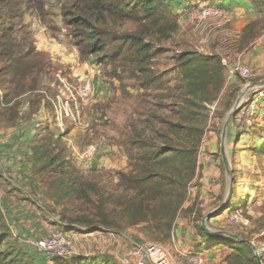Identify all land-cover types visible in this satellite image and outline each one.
<instances>
[{
    "label": "rangeland",
    "instance_id": "obj_1",
    "mask_svg": "<svg viewBox=\"0 0 264 264\" xmlns=\"http://www.w3.org/2000/svg\"><path fill=\"white\" fill-rule=\"evenodd\" d=\"M28 1L13 0L18 15L13 23L14 35L31 41L38 52V56H33L40 66L38 92L34 94L48 102V109L32 115L46 117L41 121L39 133L43 135L38 141L44 142L51 136L50 155L61 145L66 146L65 168L72 174L76 171L80 174L76 189L64 186L68 194L62 195L59 182L63 180L67 186L70 182L60 167L38 169L40 160L32 167L31 178L39 185L38 198L53 216L52 222L59 220L64 230L74 226L90 233L101 230L90 228L97 223L116 221V226L105 225L112 233L111 247L107 249L117 254V257L109 255L108 261L101 259L107 264H135L131 251L135 244L142 243H153L164 249L173 264L190 253H199L202 264H258V261L264 264V156L254 154L252 136L247 133L253 120H258L264 134V114H261L264 97L258 104L261 110L254 114L250 125L240 127L235 117L228 119L245 83L238 74L228 84L224 81L215 97L209 92L212 87L207 86L193 99L185 94L188 88L183 84L188 58L208 55L202 53L206 52L233 62L242 53L246 54L244 49L251 40L260 37L259 45L264 41V0H260L261 9L254 11L257 13L254 21L242 32L237 31L241 29L238 25L241 22L236 24L234 33L218 31L213 26L223 16L220 14L223 6L215 1L194 0L190 3L194 8H189L186 5L189 0H184V5L169 0L178 28L170 38L151 43L150 58L143 72L138 70L137 62L126 61L120 54L111 65L95 62L97 55H81L69 27L61 19L63 4L74 0H45L43 10L27 8ZM5 4L6 0H0L1 20H5ZM206 10L212 13L204 15ZM79 77L91 83L88 98L82 95ZM185 100L191 101L187 104ZM33 110L26 111L24 116L28 118ZM4 125L0 118V126ZM131 140L157 150L167 145L194 149V176L187 183L185 204L170 231L164 228L150 231L146 223L129 225L116 205L123 200L121 196L125 192L117 185L118 172L130 169L127 147L137 146ZM89 145L96 147L91 161L84 164L81 154ZM6 155L0 152V156ZM156 161L160 163L155 170L162 173L167 168L177 170L183 164L182 160L167 154ZM91 182H97L103 190L100 201L90 194L88 199L80 191L90 192ZM55 192L59 194L57 202L51 197ZM222 207L227 209L206 219L208 213ZM235 213L238 218H231L230 214ZM93 217L97 222L90 226ZM3 219L0 210V232L6 228ZM202 219H206L209 233L201 227ZM217 238H232L237 242L230 245ZM24 249L33 254V264H77L78 261L49 257L27 244Z\"/></svg>",
    "mask_w": 264,
    "mask_h": 264
},
{
    "label": "trees",
    "instance_id": "obj_2",
    "mask_svg": "<svg viewBox=\"0 0 264 264\" xmlns=\"http://www.w3.org/2000/svg\"><path fill=\"white\" fill-rule=\"evenodd\" d=\"M31 1L35 4H31ZM174 1L176 4L184 2ZM217 1L219 5L228 8L223 0ZM249 1L256 11L261 9L260 0ZM12 3L13 0H6L5 20L0 19V118L6 126L15 127L19 136L23 137V157L34 160L35 163L40 160L38 169L47 166L60 167V171H63L64 177L70 182L68 186L63 180L59 182L62 195H65L68 194L65 187L76 189L80 183V174L77 171L72 174L70 170H66V146L61 145L55 154L50 155L51 136L46 137L44 142L38 141V137L43 135L39 133L41 121L46 117L33 118L32 115L48 109V102L40 95L36 97L34 94L38 92L40 66L33 56H38V52L34 50L31 41L27 42L24 38L14 35L13 22L18 15ZM44 3L45 0H29L26 5L29 9L43 10ZM19 18L21 19V16ZM61 19L69 27V33L81 55H97L95 62L111 65L120 54L126 61L137 62V68L141 72L145 70L150 58L151 43L170 38L178 28L175 13L169 8V0L68 1L62 6ZM196 57L185 61L187 66L183 84L188 88L185 94L194 99L207 86H211L210 94L217 96L225 80L224 66L215 55L200 54ZM185 101L188 104L191 100ZM31 109L35 112H30L32 114L28 118L25 117V112ZM261 114H264L263 111ZM234 117L235 114L230 117V121ZM260 127L261 123L253 120L247 132L252 136V151L256 156H264V134ZM236 137L239 139V136ZM131 142H135L137 146L127 147L130 169L118 172L117 185L122 186L125 192L121 196L123 200L116 205L121 208V214L129 220V225L146 223L150 231L160 228L170 231L175 217L186 201L187 183L194 176V149L167 145L157 150L159 148L152 149V146L139 141ZM165 154L182 160V167L177 170L167 168L166 173L157 172L155 166L157 164L158 167L160 162L156 159ZM88 187L90 192L86 189L80 190L83 195L88 198L90 194L98 197L100 201L103 190L98 183L91 182ZM51 197L57 202L59 194L55 192ZM96 222L97 219L93 217L89 224L92 226ZM105 225L116 226L117 222L111 220ZM105 225L97 223L89 227L106 230L108 226ZM209 237L212 236H207ZM219 241L230 245L237 242L232 238H221ZM18 244L19 247L16 248ZM201 244L205 243L202 241ZM24 245L23 241L11 236L7 228L3 229L0 232V264H33L34 256L24 249ZM77 264L89 263L77 261Z\"/></svg>",
    "mask_w": 264,
    "mask_h": 264
},
{
    "label": "crops",
    "instance_id": "obj_3",
    "mask_svg": "<svg viewBox=\"0 0 264 264\" xmlns=\"http://www.w3.org/2000/svg\"><path fill=\"white\" fill-rule=\"evenodd\" d=\"M193 1L187 2L186 5L189 8H194L195 5L190 4ZM212 1L218 3L217 0ZM223 2L228 8L223 7L220 9V14L223 13V16L214 21L213 26L217 27L218 31L230 30L231 33H234L236 32V24L241 22V24H238L241 25V29L239 28L240 30L237 31L242 32V29H246V26L250 25L257 17V13L255 14L257 11L249 0H223ZM181 4L184 5L183 2ZM226 23L228 24L227 27H225ZM258 38L250 41L244 49L246 54L239 55L237 61L229 62L228 56L226 57L228 60H225V57L219 58L224 66L225 84L233 79L234 74L230 71L231 67L236 62L241 61V58H243L242 63L248 66L252 72L253 79L251 82L264 79V41H261L259 45L257 44ZM202 53L212 56L215 54ZM4 126H0V152L7 154L6 156H0V210L4 218L3 221L11 236L20 241L29 236L40 237L45 233L50 221L52 222L53 216L48 213L49 211L45 208L43 201L38 198L40 196L38 193L39 185L31 178L35 161L20 155L23 137L19 136V132L15 127ZM7 176H10V178ZM212 188L217 189L218 186ZM65 230L75 240L76 251L82 258L80 261H85L84 258L87 255L98 259L106 258V261L110 256L117 257V254L114 255L107 249L111 247L110 243L112 241V233L108 230L87 233L82 228L74 226H68ZM87 263L92 264L89 260Z\"/></svg>",
    "mask_w": 264,
    "mask_h": 264
},
{
    "label": "built area",
    "instance_id": "obj_4",
    "mask_svg": "<svg viewBox=\"0 0 264 264\" xmlns=\"http://www.w3.org/2000/svg\"><path fill=\"white\" fill-rule=\"evenodd\" d=\"M212 11L206 10L204 15L211 14ZM214 13V11H213ZM232 74H238L245 80L241 95L235 107V121L243 127L244 124L250 125L254 114L258 109V104L264 97V87H250L249 79L252 77V72L248 66L241 62H236L231 67ZM82 83L81 92L85 97H90L91 83L86 78H78ZM95 145L86 146L81 154V160L84 164L91 161ZM231 218H238V215L230 214ZM55 220V221H54ZM61 223L57 219H53L51 224H48L45 233L40 237L29 236L23 238V242L39 253L53 258L62 259H82L76 251V244L73 236L64 230ZM131 254L134 256L135 264H173L167 252L153 243L135 244L132 248ZM89 261L96 264H107L103 260L94 258L93 256H86ZM203 258L199 253H190L181 256L176 264H202ZM218 264H225L219 262Z\"/></svg>",
    "mask_w": 264,
    "mask_h": 264
},
{
    "label": "water",
    "instance_id": "obj_5",
    "mask_svg": "<svg viewBox=\"0 0 264 264\" xmlns=\"http://www.w3.org/2000/svg\"><path fill=\"white\" fill-rule=\"evenodd\" d=\"M250 87H264V79H263V80H260V81H258V82H251ZM237 101H238V98H237V100H236V102H235L233 108L230 109V111H229V113H228V119H229V118L231 117V115L235 112V107H236ZM224 135H225V131L222 132V136H224ZM221 141H222V140H221ZM221 143H223V142H221ZM225 208H226V207H222V208H220V210L216 209V210L211 211L210 213L207 214L206 219L209 218V217H211V216H213L214 214L218 213V211H223ZM206 219H202V221H201V227H202L207 233H209V232H208V229H207V227H206V225H205V220H206ZM243 241H244L245 243H247V244H251V242H250L249 240H243ZM257 261H258V259H257ZM258 264H259V261H258Z\"/></svg>",
    "mask_w": 264,
    "mask_h": 264
}]
</instances>
